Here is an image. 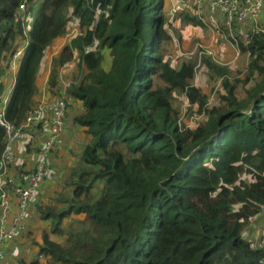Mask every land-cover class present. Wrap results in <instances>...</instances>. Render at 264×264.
<instances>
[{"label":"trees","instance_id":"obj_1","mask_svg":"<svg viewBox=\"0 0 264 264\" xmlns=\"http://www.w3.org/2000/svg\"><path fill=\"white\" fill-rule=\"evenodd\" d=\"M22 1L0 0V79L25 39L15 21ZM35 1L27 0L33 21L5 117L19 125L33 111L40 65L75 17L79 31L52 58L47 87L59 96L61 71L78 57L80 74L66 94L81 103L73 123L89 140L62 190L36 207L50 226L37 245L46 262L17 264H264V247L244 233L264 214V29L224 28L248 54L239 78L199 52L225 90L210 106L193 84L200 64L166 59L173 24L164 0ZM177 18L208 27L186 8ZM4 89L0 81V95ZM180 95L202 115L195 127L181 121ZM33 144L28 153L39 151ZM4 146L0 128V158Z\"/></svg>","mask_w":264,"mask_h":264},{"label":"built area","instance_id":"obj_2","mask_svg":"<svg viewBox=\"0 0 264 264\" xmlns=\"http://www.w3.org/2000/svg\"><path fill=\"white\" fill-rule=\"evenodd\" d=\"M209 1L207 7L205 0H193L197 17L208 28H227L232 32L233 28H237L247 18L255 22L254 30L259 28L257 19L264 9V0ZM19 7L15 21L21 23L25 39L21 40L6 63L14 74L17 73L18 61L28 43L29 30L25 26L27 0H23ZM236 47L239 52L238 46ZM64 82L66 81L62 82L61 94L57 97L52 96L44 84L33 111L19 125L6 119L5 109L9 97L4 92L0 95V128L5 133V146L0 158V264L6 257L4 247L21 243L26 236L31 201L39 194L42 185L58 172L52 158L64 141L66 119L70 110L68 99H71L66 94L70 83L68 81L66 85ZM31 140L39 148L35 156L25 148ZM26 157L28 160L24 163ZM258 243L264 247V228L260 231ZM26 250L32 251L29 245H26ZM34 257L41 262L47 259L38 252Z\"/></svg>","mask_w":264,"mask_h":264},{"label":"rangeland","instance_id":"obj_3","mask_svg":"<svg viewBox=\"0 0 264 264\" xmlns=\"http://www.w3.org/2000/svg\"><path fill=\"white\" fill-rule=\"evenodd\" d=\"M180 1L182 3H184L187 6V8H189L194 14H196L193 0H180ZM37 2H38V0H36L34 3L36 4ZM164 10H165V5H164ZM71 13H72V9L69 10V15ZM32 21H33V13H31L29 15L27 13V20H26L25 26L28 28H31L30 26L32 24ZM173 24H174L172 27L173 40L169 45L168 54L166 56V59L171 64H173L175 67H179L181 65L180 63L182 61H186V60H193V61H196V63L198 65L200 64V66L196 72V75L194 77L193 84H195L197 87L201 88L203 90V92H205L207 94L208 104L210 106L216 105L219 102L220 94L225 92L223 85L221 83V77L217 78V77H215V75H214V77H212L211 72L206 68L204 63H202L199 60V58H200L199 52L200 51L206 52L208 50H211V47H208L205 43H202V41L200 39L193 40V39H195V37H198L197 35H194L196 33V30H198V28H196L190 24H185V23L182 24L180 22V20L178 22H174ZM68 26H69L68 33L63 36L64 37L63 39L67 42L68 41L70 42V40L72 38H74L79 31V28L77 26V20L75 17L71 18ZM207 29H208V32H209V29L212 31H216V29H211L208 27H207ZM220 31L222 33V30H220ZM57 41L56 40L53 41V43L49 46L48 51L46 53V55H48V57H45L46 63L49 62L50 55H53L54 54L53 52H55L57 50V47H56ZM77 61H78V57L72 63L65 66L66 68L70 67V66L73 68L70 67L71 68L70 71L72 72V74L67 76V78L64 81L71 80L73 83L77 82L78 78L75 77V74L76 73L79 74L78 71H80V67H78ZM44 64L45 63L43 62V67L45 68ZM231 70L232 71H231L230 76L234 77V78H239L238 76L240 75V73H242L243 66H238V68H231ZM39 82H41V81L39 80ZM72 82H70V83H72ZM64 83L66 84V82H64ZM68 102H70L69 99H68ZM174 104L178 107L179 110H182L181 121L185 125L195 127L197 125L196 123L201 120L202 115L198 114V107L197 106L192 107L191 104H188V102L184 96H181V95L176 96ZM73 108H74V111H76V112L79 111V107L75 106ZM80 134L82 135L80 141L76 142L75 146L70 151L65 152L63 155V157H68V159H69V164L67 165L69 167H67L68 169L66 168L67 169L66 174L62 175L60 173L58 175V177L55 178V180L49 181L45 187L41 188L42 190L39 192V195H37V196H39L37 198V202L34 204V206L31 205V207H30L32 209L31 217L33 215V220H35L32 227L34 225H37V226L33 229V231H30L29 233H27L25 238H26V242H28L32 247H37L38 243L41 242V240H42L41 236H42V231H43L42 228L43 227L50 231V226H49V223L47 221H38L39 213H38V219H37L38 209H36V207L42 203L43 199H47L46 203H48V202H51L52 199H54L56 197V195L58 194V191L62 190L61 186L63 185L64 178L71 171L70 167H72L76 163H79V155L81 152V150H79V147L82 143H83L82 145H84L89 140L88 134L86 133V131H80ZM34 147L36 148L35 144H34ZM38 152L39 151H35V152L31 153V155L35 156V155H37ZM27 160L28 159L26 157L23 160V162L26 163ZM243 177L246 180L247 179L249 180V176L244 175ZM53 181L55 183H51ZM33 208H34V210H33ZM263 219H264V217L260 216V218L253 220L251 223L254 226V232L257 233L258 235L260 234V231L262 230V228H264ZM64 222H66V220ZM257 226H261V228L258 227V229H256ZM50 237L53 238V240H57L59 242H62V240H63L62 237H59V236L53 235V234H50ZM253 244L256 246L255 243H253ZM22 246L24 248V243H22V245L19 244L18 246H15L14 247L15 251L12 252L10 254V256H8V259H6L1 264H17L18 260H23V258L29 259L31 255L25 254L22 250Z\"/></svg>","mask_w":264,"mask_h":264},{"label":"crops","instance_id":"obj_4","mask_svg":"<svg viewBox=\"0 0 264 264\" xmlns=\"http://www.w3.org/2000/svg\"><path fill=\"white\" fill-rule=\"evenodd\" d=\"M209 2H210L209 0H205V3H206L205 5L207 7L209 5ZM164 4H165V13L167 14V16H168V18L172 24L174 22H178L180 20L179 18L176 19V11L178 10V8H186V10H188L190 13H193L180 0H164ZM257 22H258L259 27H261V29H264V9L261 10V12L258 16ZM196 28H198V30H196V33L194 35H197L198 37H195V39H193V40L200 39L202 41V43H205L208 47H211V50H208L205 53L210 55L214 59V61H216L217 63H222L224 65H228V66H230V68H238V66H243V70L245 69V67L248 63L247 62L248 61V54H241L240 51L239 52L237 51L236 45L234 43H232L230 40H228L227 34H226L224 29H219V30L216 29V31H212L209 29V32H208V29L205 26H202V27L198 26ZM254 28H255V22H253V20L251 18H247L246 20L243 21V23L241 25H239L236 28V33L237 34L240 33L243 35V34H246L247 32H249L251 30H254ZM220 30H222V33ZM63 38L64 37L62 36V37H58L56 39V41L58 40L57 44H56L57 50L55 52H53L54 53L53 55H50L49 62L46 63L45 62L46 58H44L41 65H40L38 78H37V84H38V88H39L38 95L42 91V87L44 86V84H45V86H47L48 76H49V72L51 70L50 62H51L52 57L58 56V54L60 53V51L62 49V46L70 43L69 41L68 42L65 41ZM45 57H48V55H46ZM43 62L45 63L44 64L45 68L43 67ZM4 64H5V62H4ZM70 67H67V68L65 67L62 69V71H61V73H62L61 85H62V82L67 78V76L72 74V72L70 70L73 67H71V68ZM78 72L80 74V71H78ZM79 74L76 73L75 77L78 78ZM15 75H16V73L14 74V72L12 70L6 69L4 76L0 79V81H2V84L5 87L4 93L6 95H8V97L11 93L10 89L14 85ZM39 80L41 82H39ZM66 82H68V81H66ZM70 82H72V81L69 80V83ZM38 95L36 96V101L38 100ZM80 104L81 103L78 102L77 100L72 99V98L70 99V102H69L70 110H69V113H68V116L66 119L67 131H66L64 138H63L64 141H63V144L60 146V148L56 150V152L54 153L53 158H52L57 163L56 164L54 162L53 165L55 168H57L58 174H60V173L62 175L66 174V170L68 169L67 167H69V166H67L69 164V159H68V157H63V155L65 152L70 151L75 146L76 142L80 141V139L82 137V135L80 134V131H86L85 127H80V126L78 127L76 124L73 123V117L79 113V111H77V112L74 111L73 107H75V106L80 107ZM88 139H89V135H88ZM82 144L80 145L79 150L82 149V146H83ZM17 151H18V149H17ZM51 180H55V178L49 179L43 185V187H45L48 184V182ZM51 183H55V182L53 181ZM38 197L39 196H36L31 201L33 203L32 204L33 206L37 202ZM42 201L46 203L47 199H43ZM33 210H34V208H33ZM31 212H32V209H31ZM38 213L39 212H37V219H38ZM29 217H31V215ZM262 217H264V214ZM34 221L35 220H33V215H32V217L30 219H28V223H27V228L29 229V231L33 230L37 226V225H34L32 227V225L34 224ZM38 221H40V219H38ZM263 221H264V219H263ZM258 227L261 228V226H257L256 229H258ZM244 233L250 241L255 243L257 246L260 245L258 243V238H259L260 234L258 235L257 233L254 232V226L253 225H251L249 228H247ZM22 243H24V248L22 246L23 252L27 255L28 254L31 255L29 259L33 258L35 256V253L39 251L37 249V247H32L28 242H26V238H23L21 243L12 244V245H8V246L4 247V251L6 254L5 260L8 259V256H10V254L15 251L14 247L18 246L19 244L22 245ZM26 245H29L31 247V250H32L31 252H28L26 250ZM44 262H46V260Z\"/></svg>","mask_w":264,"mask_h":264}]
</instances>
